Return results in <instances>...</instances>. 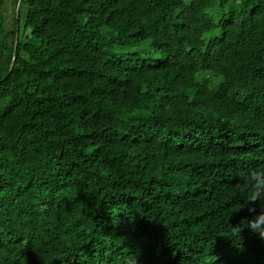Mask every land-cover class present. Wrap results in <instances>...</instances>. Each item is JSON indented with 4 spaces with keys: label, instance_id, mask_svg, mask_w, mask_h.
I'll use <instances>...</instances> for the list:
<instances>
[{
    "label": "trees",
    "instance_id": "trees-1",
    "mask_svg": "<svg viewBox=\"0 0 264 264\" xmlns=\"http://www.w3.org/2000/svg\"><path fill=\"white\" fill-rule=\"evenodd\" d=\"M4 1L0 264H264V0Z\"/></svg>",
    "mask_w": 264,
    "mask_h": 264
},
{
    "label": "clouds",
    "instance_id": "clouds-1",
    "mask_svg": "<svg viewBox=\"0 0 264 264\" xmlns=\"http://www.w3.org/2000/svg\"><path fill=\"white\" fill-rule=\"evenodd\" d=\"M209 14L211 15L212 12L210 11ZM240 188L245 193V204L254 202L259 206L260 211L253 218L244 220L243 226L238 224L235 227L234 236L241 241V231L247 228L251 234H255L259 239L264 240V169L249 172L246 177L241 179ZM248 211L250 213L255 212V208L249 207ZM126 264H138V257L133 255L126 261Z\"/></svg>",
    "mask_w": 264,
    "mask_h": 264
},
{
    "label": "rangeland",
    "instance_id": "rangeland-1",
    "mask_svg": "<svg viewBox=\"0 0 264 264\" xmlns=\"http://www.w3.org/2000/svg\"><path fill=\"white\" fill-rule=\"evenodd\" d=\"M18 1L17 0H5L4 4L2 6V12H3V16H4V25L5 28L8 31H11L14 29V15L16 18V15L18 16ZM23 13H24V9L23 7L21 8L20 12H19V18H20V28L22 27L23 24ZM21 31V30H20ZM19 32L18 27L16 28V37L17 34Z\"/></svg>",
    "mask_w": 264,
    "mask_h": 264
},
{
    "label": "water",
    "instance_id": "water-1",
    "mask_svg": "<svg viewBox=\"0 0 264 264\" xmlns=\"http://www.w3.org/2000/svg\"><path fill=\"white\" fill-rule=\"evenodd\" d=\"M12 66H13V62L11 63V67H10V69L12 68Z\"/></svg>",
    "mask_w": 264,
    "mask_h": 264
}]
</instances>
